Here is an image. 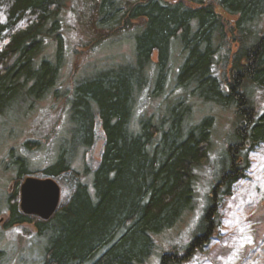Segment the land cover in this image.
<instances>
[{
	"label": "trees",
	"instance_id": "16d2710c",
	"mask_svg": "<svg viewBox=\"0 0 264 264\" xmlns=\"http://www.w3.org/2000/svg\"><path fill=\"white\" fill-rule=\"evenodd\" d=\"M66 2L0 0V125L23 103L26 114L50 94L60 97ZM218 7L239 16L235 50ZM89 15L98 45L131 40L133 56L91 65L74 80L66 93L68 130L43 171L67 195L42 220L20 209L18 181L7 228L35 225L43 241L37 264H186L210 246L223 199L264 144V0H94ZM50 47L53 56L45 53ZM194 99L234 109L239 123L209 203L182 246L171 233L196 208V171L216 123L213 116L192 121ZM158 100L159 115L149 114L145 107ZM99 126L101 159L91 165L84 159L94 153ZM24 145L41 149L38 141ZM15 150L8 157L21 181L32 172Z\"/></svg>",
	"mask_w": 264,
	"mask_h": 264
},
{
	"label": "rangeland",
	"instance_id": "374dc122",
	"mask_svg": "<svg viewBox=\"0 0 264 264\" xmlns=\"http://www.w3.org/2000/svg\"><path fill=\"white\" fill-rule=\"evenodd\" d=\"M94 0H67L63 10V31L66 41V64L62 71L60 97L50 94L48 98L38 102L35 110L25 113L26 104L11 111L0 125V252L4 257L2 264H37L40 262L43 241L37 238L34 224H20L7 228L10 217L9 196L19 181L20 187L25 178L17 180V170L11 166L8 157L9 149L24 154L29 158L30 171L35 177L43 178V171L54 162V148L58 146L68 130L66 115L67 90L74 85V80L96 63L102 61H123L133 56L134 43L131 40L98 45V37L91 28L90 10ZM226 24L228 41L233 37L231 31L239 16L229 15L218 7ZM261 29H264L263 21ZM100 46V47H99ZM235 50V46L233 45ZM46 55H54L53 48L45 51ZM177 56V55H175ZM174 60L172 78L178 67ZM171 84L168 91L171 90ZM167 91V93H168ZM166 93V94H167ZM145 107L149 114L159 115V103ZM259 107L264 104V93L258 92ZM194 114L192 121H200L203 117L213 116L216 119L211 135V149L208 157L196 171V208L186 215L182 223L172 233L176 245L190 243L192 233L209 203L213 187L219 181L222 160L235 141V130L238 116L234 109H226L216 104L193 100ZM145 108L140 107L139 114ZM158 110V111H157ZM27 112V111H26ZM153 113V114H154ZM97 144L92 157L87 156L91 165L98 163L104 144V133L99 126L96 129ZM26 141H38L40 150L28 151ZM77 166H83L82 155ZM247 177L239 181L230 197H225L220 210L221 226L216 230L210 246L200 252L186 264H264V144L252 154ZM82 159V160H81ZM80 160V161H79ZM59 183V182H58ZM60 184V183H59ZM61 185V184H60ZM61 202L67 190L61 186ZM254 253V254H251ZM253 255V256H251ZM148 264H155L150 262Z\"/></svg>",
	"mask_w": 264,
	"mask_h": 264
},
{
	"label": "water",
	"instance_id": "95a60500",
	"mask_svg": "<svg viewBox=\"0 0 264 264\" xmlns=\"http://www.w3.org/2000/svg\"><path fill=\"white\" fill-rule=\"evenodd\" d=\"M61 186L52 177L28 176L20 187V209L27 215L49 220L61 203Z\"/></svg>",
	"mask_w": 264,
	"mask_h": 264
}]
</instances>
